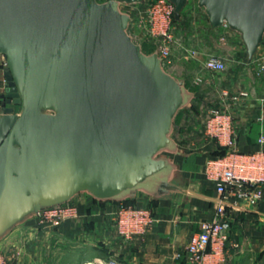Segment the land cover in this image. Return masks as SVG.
Listing matches in <instances>:
<instances>
[{
    "label": "water",
    "instance_id": "1",
    "mask_svg": "<svg viewBox=\"0 0 264 264\" xmlns=\"http://www.w3.org/2000/svg\"><path fill=\"white\" fill-rule=\"evenodd\" d=\"M145 1L0 0V241L81 193L122 202L182 190L173 130L195 93L130 35L121 6ZM169 1L178 22L189 0ZM197 3L211 29L239 34L251 63L264 0Z\"/></svg>",
    "mask_w": 264,
    "mask_h": 264
},
{
    "label": "crops",
    "instance_id": "2",
    "mask_svg": "<svg viewBox=\"0 0 264 264\" xmlns=\"http://www.w3.org/2000/svg\"><path fill=\"white\" fill-rule=\"evenodd\" d=\"M193 10L205 14L198 5ZM206 30L210 41L215 33L221 32L210 26ZM224 35L233 41L238 53L235 64L230 67L226 60V70L208 71V77L189 88L204 104L191 106L182 119L178 121L176 118L174 123L173 138L178 143L179 152L170 157L178 167L174 183L182 190L159 199L139 192L133 201L134 206L153 209L157 219L153 227L143 236L125 240L118 234L114 223V215L123 203L98 201L81 193L68 203L76 206L78 217L64 221L57 228L59 240L74 238L81 246H90L94 259H105L107 264H194L186 256L187 245L201 224L211 219L217 198L214 185L206 178L207 162L218 150L204 133L203 123L209 108L221 104L222 94H227L225 101L235 116L238 147L244 153L257 151L258 138L264 133V71H260L264 47L249 63L239 35L224 30L223 42ZM217 55L225 58L221 51H217ZM213 75L221 76L223 80L214 81L210 77ZM3 87L4 79L0 74V92ZM243 92L248 93L246 98L240 96ZM192 118L196 120L189 125ZM233 201L229 200V205ZM240 205L228 207L231 229L223 250L209 255L203 264H264V184L259 204L250 206L241 201ZM37 226L35 216L22 224V229L33 231ZM16 234L1 240L0 250L18 245L15 240L18 241L19 236Z\"/></svg>",
    "mask_w": 264,
    "mask_h": 264
},
{
    "label": "built area",
    "instance_id": "3",
    "mask_svg": "<svg viewBox=\"0 0 264 264\" xmlns=\"http://www.w3.org/2000/svg\"><path fill=\"white\" fill-rule=\"evenodd\" d=\"M174 12L175 6L169 0H147V35L163 64L170 58L171 45L174 42ZM262 60L260 71H264V56ZM204 68L209 72H222L227 66L222 59L213 56L205 60ZM240 96L246 98L248 93L243 92ZM225 99L226 93L222 94L220 106L209 108L203 123L207 139L214 143L217 149H226V152L213 156L206 165V178L214 185L217 198L211 219L201 224L200 230L192 235L187 245L186 256L194 264H203L209 255L223 250L231 229L228 213L230 205L240 207V202L244 201L250 206H255L263 198L264 133L258 138L257 151H240L235 116ZM15 113L19 114V110H15ZM2 115L3 106L0 102V117ZM231 199L234 201L229 205ZM36 217L40 226L53 228L59 227L66 220L77 218L78 213L76 206L66 203L42 210ZM156 220L152 208L134 205L122 204L114 215L117 232L125 240L143 236L153 227ZM0 264H12V260L3 251H0Z\"/></svg>",
    "mask_w": 264,
    "mask_h": 264
},
{
    "label": "rangeland",
    "instance_id": "4",
    "mask_svg": "<svg viewBox=\"0 0 264 264\" xmlns=\"http://www.w3.org/2000/svg\"><path fill=\"white\" fill-rule=\"evenodd\" d=\"M196 5H198L197 0H189L186 8L181 13V20L175 22L172 31L174 42L171 45V56L164 64L165 70L173 76L184 80L188 89L194 88V85L200 84V80L202 81L203 78L208 77L204 62L209 57H218L217 51H221L225 55L224 59L219 58L225 63L229 61L230 67L235 64L234 62L238 56L232 40H229L224 35L225 42L221 41L224 30L232 31L228 26L224 25L218 29H213L221 32L215 33L213 40H209L210 34L206 30V27L210 26L207 15L193 10ZM146 7L147 0L141 4H122L121 6L122 10L133 18L129 26L130 35L149 54L156 50L150 42L152 40L147 35L149 27ZM237 35L239 34L237 33ZM260 60L262 64V58ZM0 67L2 68V70L0 69V74L3 77L2 73L6 68V59L2 55H0ZM210 77L218 82L223 80L221 76L213 75ZM217 99L219 101V98ZM203 104L200 103V99L194 98L188 106L179 112L176 117L177 120L182 119L183 114L191 106L196 107ZM215 106H220V104ZM196 117L200 122L201 119L198 115ZM194 120L196 119L192 118L188 122L189 125L194 124ZM57 228L39 225L33 231H26L20 225L6 238L8 239L10 235L18 233L16 235L19 236V239L18 241L15 240V242L19 244L0 251H3L12 260V264H21L23 262L24 264L27 262L30 264H84L87 262L107 264L105 259H94L91 256L92 250L90 246H81L77 241H74V238L59 240L56 236Z\"/></svg>",
    "mask_w": 264,
    "mask_h": 264
},
{
    "label": "trees",
    "instance_id": "5",
    "mask_svg": "<svg viewBox=\"0 0 264 264\" xmlns=\"http://www.w3.org/2000/svg\"><path fill=\"white\" fill-rule=\"evenodd\" d=\"M192 91V90H191ZM194 92V91H193ZM18 110H19V108H18ZM226 152V149H222V150H217L216 151V153L214 154V156H216V155H219L220 153L221 154H223V153H225ZM134 201V199H126V200H124V201H122V203L124 204V205H133V202Z\"/></svg>",
    "mask_w": 264,
    "mask_h": 264
},
{
    "label": "flooded vegetation",
    "instance_id": "6",
    "mask_svg": "<svg viewBox=\"0 0 264 264\" xmlns=\"http://www.w3.org/2000/svg\"><path fill=\"white\" fill-rule=\"evenodd\" d=\"M0 93H1V92H0ZM0 102H1V104H2V106H3V101L0 100ZM14 108L17 110L19 107L14 106Z\"/></svg>",
    "mask_w": 264,
    "mask_h": 264
},
{
    "label": "bare ground",
    "instance_id": "7",
    "mask_svg": "<svg viewBox=\"0 0 264 264\" xmlns=\"http://www.w3.org/2000/svg\"><path fill=\"white\" fill-rule=\"evenodd\" d=\"M84 264H95V263H93V262H87V263H84Z\"/></svg>",
    "mask_w": 264,
    "mask_h": 264
}]
</instances>
